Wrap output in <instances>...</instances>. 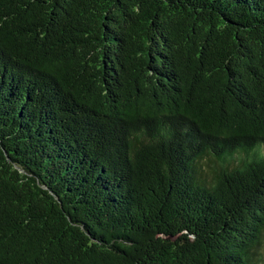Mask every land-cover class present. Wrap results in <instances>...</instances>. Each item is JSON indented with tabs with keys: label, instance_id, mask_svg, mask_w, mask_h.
<instances>
[{
	"label": "trees",
	"instance_id": "16d2710c",
	"mask_svg": "<svg viewBox=\"0 0 264 264\" xmlns=\"http://www.w3.org/2000/svg\"><path fill=\"white\" fill-rule=\"evenodd\" d=\"M0 264H264V0H0Z\"/></svg>",
	"mask_w": 264,
	"mask_h": 264
}]
</instances>
